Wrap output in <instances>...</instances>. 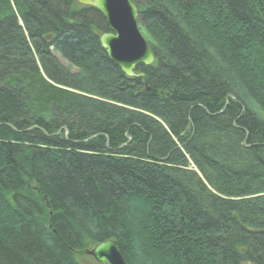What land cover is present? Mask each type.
Listing matches in <instances>:
<instances>
[{"label": "trees", "instance_id": "obj_1", "mask_svg": "<svg viewBox=\"0 0 264 264\" xmlns=\"http://www.w3.org/2000/svg\"><path fill=\"white\" fill-rule=\"evenodd\" d=\"M132 1L144 79L96 10L0 0V264H264V0Z\"/></svg>", "mask_w": 264, "mask_h": 264}, {"label": "water", "instance_id": "obj_2", "mask_svg": "<svg viewBox=\"0 0 264 264\" xmlns=\"http://www.w3.org/2000/svg\"><path fill=\"white\" fill-rule=\"evenodd\" d=\"M78 5L99 12L109 28L100 37V45L108 59L128 78L140 79L138 66H152L156 56L140 32V9L132 0H74ZM87 254L99 264H128L119 244L108 240Z\"/></svg>", "mask_w": 264, "mask_h": 264}, {"label": "rangeland", "instance_id": "obj_3", "mask_svg": "<svg viewBox=\"0 0 264 264\" xmlns=\"http://www.w3.org/2000/svg\"><path fill=\"white\" fill-rule=\"evenodd\" d=\"M138 6V5H137ZM140 32L142 33V35H143V37L146 39V41L150 44V45H154V43H153V41H152V39H151V37L148 35V33L145 31V29L144 28H142V26L140 25ZM55 57L59 60V62H60V64L64 67V68H66V69H69L72 73H77V71L78 70H76V69H73L66 61H64V60H62L61 59V57L59 56V55H55ZM259 71H261V73H263L264 71H262V70H259ZM255 76V75H254ZM253 76V77H254ZM259 81H260V79H259ZM261 83V82H260ZM259 83V85L262 87L263 85H264V81H262V83L260 84ZM256 88L257 89H259L260 90V93L262 94V92H263V94H262V96L264 97V88H260V87H257L256 86ZM262 91V92H261ZM256 95V94H255ZM257 96V95H256ZM244 97V102L245 103H247V105H248V107L250 108V109H252V111H254L257 115H260L261 116V118H264V114H263V112L261 111V110H259V106L256 104L257 102V100H255V98L253 97V96H243ZM256 102V103H255ZM255 108V109H254ZM262 194H264V192L262 193ZM80 254V253H79ZM78 254V255H79ZM78 259H79V261H80V263L81 264H98V263H96L91 257H89V256H86V255H79L78 256Z\"/></svg>", "mask_w": 264, "mask_h": 264}, {"label": "bare ground", "instance_id": "obj_4", "mask_svg": "<svg viewBox=\"0 0 264 264\" xmlns=\"http://www.w3.org/2000/svg\"><path fill=\"white\" fill-rule=\"evenodd\" d=\"M110 62H111V61H110ZM93 98L98 99L97 97H93ZM85 254H87V252H86Z\"/></svg>", "mask_w": 264, "mask_h": 264}]
</instances>
